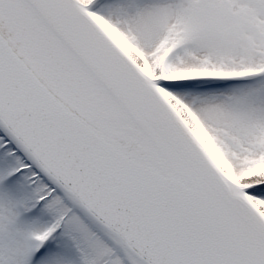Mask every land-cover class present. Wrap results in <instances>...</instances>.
I'll return each instance as SVG.
<instances>
[{
    "label": "snow or ice",
    "instance_id": "obj_1",
    "mask_svg": "<svg viewBox=\"0 0 264 264\" xmlns=\"http://www.w3.org/2000/svg\"><path fill=\"white\" fill-rule=\"evenodd\" d=\"M0 264H264V0H0Z\"/></svg>",
    "mask_w": 264,
    "mask_h": 264
}]
</instances>
